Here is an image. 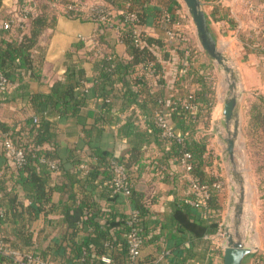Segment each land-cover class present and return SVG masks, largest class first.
<instances>
[{
    "label": "crops",
    "instance_id": "0c3cea01",
    "mask_svg": "<svg viewBox=\"0 0 264 264\" xmlns=\"http://www.w3.org/2000/svg\"><path fill=\"white\" fill-rule=\"evenodd\" d=\"M17 1L1 0L0 39L12 36V32L4 29V25H7L4 19L8 13L17 16ZM199 1L217 50L226 58L227 65L232 68L239 81L236 115L233 118L238 119V128L242 130L246 119L242 105L246 96L260 94L264 98V59L255 51L246 49L238 35L249 32L264 45V0ZM114 2L121 6L118 8ZM114 2L108 4L99 1L113 18V24L104 31V39L111 47L103 44L102 50H112L118 56H123L126 46L117 39L115 17L121 10L136 2L147 5L152 10L149 14L143 15L142 12L136 11L139 19L138 29L164 42L162 47L154 45L151 49L160 63L159 71L149 67L146 74L151 91H154L152 101L157 102V106L165 112L168 123L179 133L178 123L169 119L171 104L183 99L188 93L199 90L205 84L206 74L209 73L214 89V103L207 119L201 118L199 114L197 122H192L193 135L197 139L206 135L205 153L209 163L204 165V171L207 175L223 180L227 177L229 168L234 174V160H230L226 151L227 130L233 123L231 120L227 123L223 114L227 90L225 95L219 98L215 84V66H218V63L202 49L195 29L191 28L180 9L176 8L171 0ZM57 9L60 10L59 7ZM19 19L24 17L17 16L16 20ZM96 27L93 21L68 18L59 13L54 27L44 30L39 41L42 50L39 76L30 77L28 73L22 72L21 80L4 89L0 88V123L14 130L28 126L33 122V118L38 117L30 102V94L48 92L55 81L71 82L74 79L69 77L68 69L75 72L81 70L79 89L84 88L87 93L84 105L73 115L59 116L53 111L45 114V118L50 122L51 140L44 143L43 148L55 149L59 159L63 161V170L55 168L51 173V181H66L64 173H67L72 181V184H68L71 185L77 202L85 196L90 200V196L95 195L96 204L101 210L127 215L135 210L134 203L127 195L119 193L107 199L103 176L98 174L93 179L95 186L92 189L90 179H84L82 174L88 167L101 169L103 160L121 163L127 158L135 159L136 166L130 169L131 187L145 199H153L149 205L150 213L145 218V240L139 260L153 261L154 264H222L221 246L224 240L218 237V228L213 233L196 237L188 231H181L172 220V213L177 208L191 207L198 218H203L207 210L194 201L196 199L189 188L188 173L168 153V146L163 143L157 129L145 121L142 109L134 103L127 109L120 108L122 97L121 92L117 90L119 83L115 84L116 97L111 100L112 107L104 109V101L98 95L99 91L93 88L96 75L94 59L85 54L93 45L92 36L95 35ZM80 38H83L84 47L77 49L73 45ZM186 39L195 43L197 60L189 61V50L185 47ZM38 51L39 49H36L35 53ZM201 62L206 66L201 67ZM190 69L194 71L190 72ZM193 112L197 113V109L194 108ZM235 139L236 137L234 143ZM14 171V163L0 148V239L5 244L2 255H10L14 260L20 261L23 256L45 253L54 263H58L59 255L54 254V248L66 242L62 238L66 228L62 205L68 193L54 192L52 199L58 202L59 206L47 214L40 213L28 220L21 237L16 233V223L9 214L4 213L11 196H15V199L22 203L28 201V193L25 190L19 185L12 187L11 177ZM221 183V187L216 191L220 208L218 219L222 216L224 202V182ZM233 218L235 222L240 217H236L234 212ZM86 234V230L77 231L73 241L80 242ZM121 248L119 245L117 251H108L96 256V259L100 264H108L109 260L103 261L102 257L112 258ZM250 248L251 252L243 257L241 264H257L255 255L264 250V245ZM122 257L126 260V254H122ZM0 264H4V261Z\"/></svg>",
    "mask_w": 264,
    "mask_h": 264
},
{
    "label": "trees",
    "instance_id": "16d2710c",
    "mask_svg": "<svg viewBox=\"0 0 264 264\" xmlns=\"http://www.w3.org/2000/svg\"><path fill=\"white\" fill-rule=\"evenodd\" d=\"M99 1L108 4L114 2V0H18L15 12L18 17H24V19L16 20L17 16L12 15V13H8L4 19V23L7 24L4 25V29L12 32V36H9L8 39H0V73L6 78V82L0 85V88L4 89L11 83L21 80L20 74L22 72L28 73L30 77L39 76L42 60L39 41L44 30L54 27L59 13L68 18L90 20L96 23L95 35L92 36L93 45L85 51V54L94 59L96 75L94 76L93 88L99 91L98 95L104 101V109L108 110L112 107L111 100L116 97L115 84L119 83L117 90L121 92L122 97L120 108L127 109L131 103L140 107L145 121L157 129L163 143L168 146V153L178 163L183 152L190 154L188 160L191 168L187 172L189 179L192 176L196 177L198 182L209 186L210 192L204 201L196 197L193 198L199 202L202 201L207 212L203 218H198L191 207L177 208L172 213V220L181 231H188L192 236L201 237L204 234L213 233L218 228V223L212 216L219 214L220 208L217 202V190L211 188L210 184L217 178L207 175L204 171V165L209 163L205 153L207 150L206 135H202L199 139L194 138V125L192 123L197 122L199 114L201 118L207 119L209 117L210 109L214 103L212 79L207 73L205 84L199 90L188 93L191 95L188 99L194 106L192 109L183 106L181 100L171 104L172 110L168 116L170 121L178 123L180 129L178 134L182 136V141L177 142L173 138L163 137L161 129L155 123V113L159 112L166 120L167 116L159 108L160 106H157V102L152 101L154 91H151L146 74L149 67H152L154 71L160 70V63L156 60L151 49L154 45L162 47L164 42L162 39L147 35L138 29L139 19L136 13V11H140L143 15H147L152 10L144 3L136 2L116 15L114 25L117 30V39L126 46L125 54L118 56L112 50L106 52L102 50L103 44L108 48L111 47L104 39V31L113 24V18L99 4ZM171 2L176 8H180L179 0H171ZM114 4L118 8L121 6L115 2ZM58 7L60 10L57 9ZM131 15H134V19H128ZM238 36L246 49L255 51L264 59V45L255 36L249 32H244ZM186 40L185 47L189 50V61L197 60L195 43L191 39ZM73 46L77 49L83 48V38H80ZM36 49H39L38 53H35ZM200 65L201 67L206 66L203 62ZM193 71L190 69V72ZM68 75L74 80L71 82L55 81L48 92L30 94V102L38 113L36 121L30 122L28 126H21L18 130L0 123V138H9L14 147L22 152V160L19 163H15L10 157L15 165V171L11 177L12 187L19 185L28 193L26 203L17 201L15 196H11L4 208V213L10 215L13 222L16 223V233L23 237L24 226L28 220L37 217L40 213L47 214L59 206V203L52 199L53 193L56 191L67 192L62 205V213L66 223L62 238L66 242L65 244L60 243L54 248V254L59 255V262L54 263L45 253H37V255L42 260L53 264H100L96 256L111 250L117 251L118 246L121 245L122 248L119 253L112 258L110 257L108 264H136L127 258L125 234L129 228L130 214L101 210L96 204L95 195H91L90 200L85 196L83 200L80 199L77 202L74 193H72V187L68 184H72V181H70L67 173H64L66 181H51V173L54 169L50 167L49 162H54L56 168L63 170V161L59 159L55 149L43 148V144L51 140L50 122L45 118V114L53 111L59 116L73 115L84 105L87 99L85 89H79L81 70L75 72L73 69H68ZM249 96L252 100L249 102L248 109L245 110L247 119H245L242 129L245 137L256 133L257 128L264 126V98L260 94ZM194 108L197 109V113L193 112ZM172 128L174 129V127ZM0 148L1 152L7 155L3 145L0 144ZM115 163L117 162L103 160L101 169H97V167L95 169L94 166L88 167L82 174L84 179H90L92 189L95 186L93 179L101 174L107 199L120 193L114 190L112 185L113 165ZM120 164L124 167L125 181L129 190L127 196L135 205L140 234L144 242L145 218L150 213L149 205L153 199H145L140 192L131 187L130 173L132 170L130 169L136 166L135 159L127 158L122 160ZM259 176L257 191L261 199H264V175ZM82 190L84 189L82 188ZM79 230H86L87 234L83 240L75 242L73 236ZM2 253L0 252V262L4 261V264H21L27 258L23 256L18 261L10 255H2ZM122 254H126V260ZM218 254H220L219 248ZM255 259L257 264H264V250L258 252Z\"/></svg>",
    "mask_w": 264,
    "mask_h": 264
},
{
    "label": "rangeland",
    "instance_id": "374dc122",
    "mask_svg": "<svg viewBox=\"0 0 264 264\" xmlns=\"http://www.w3.org/2000/svg\"><path fill=\"white\" fill-rule=\"evenodd\" d=\"M179 3L183 17L189 22L191 28L195 29L184 2L179 0ZM217 65L215 66V84L219 98L225 95L230 82H234L233 92L237 96V86H240L237 76L233 72L225 73L222 66ZM251 100L252 98L247 95L242 105L244 112L248 109ZM231 128L232 126H230ZM248 137H245L242 130L238 128L233 149L234 174L229 168L227 177L223 180L219 179L220 184L222 181L224 182L222 186L224 198L222 216L218 219L217 214L212 218L218 223V237L222 240L225 241L226 232H228L235 239H240L246 246L262 247L264 245V199H261L258 194L257 180L258 175H260L259 177L264 175V126L257 128L256 133H252ZM241 188L243 192L242 211L238 223H235L233 205L238 200Z\"/></svg>",
    "mask_w": 264,
    "mask_h": 264
},
{
    "label": "built area",
    "instance_id": "2783aa9c",
    "mask_svg": "<svg viewBox=\"0 0 264 264\" xmlns=\"http://www.w3.org/2000/svg\"><path fill=\"white\" fill-rule=\"evenodd\" d=\"M128 19H134V15H131ZM264 21V16H263ZM137 42H140L137 40ZM6 82V78L4 75L0 73V85L4 84ZM191 95L188 94L183 99H181V104L185 107H188L192 109L194 106L190 103L189 97ZM33 121H36V118H33ZM155 123L156 125L161 129V135L166 138H173L177 142L182 141V136L171 127V125L168 123L166 118L162 116L159 112L155 113ZM0 144L3 145L5 148L6 154L11 157L15 163H19L22 160V152L20 149H16L13 145V143L9 140V138H0ZM190 154L188 152H183L180 159L179 164L181 167L188 172L191 168V164L189 163ZM49 165L52 169H55V163L49 162ZM113 171L114 175L112 177V185L114 187V190L119 191L120 193L127 195L129 190L126 185L125 181V173H124V167L120 163H115L113 165ZM211 188H214L215 190H218L221 186L219 180H214L210 184ZM189 188L191 193L194 197L197 199H200L204 201L208 198L210 192H209V186L205 183H200L196 179V177L192 176L189 179ZM196 204L203 205V202H199V200H194ZM128 231L125 234V241H126V247H127V258L130 262L136 263V264H154L153 261L150 262H144L139 261L140 257V250L143 244V237L140 234V227H139V221L137 217V211L134 210L130 213V218L128 219ZM5 251V244L0 239V252ZM103 261H108L109 259L107 257H102ZM21 264H53L52 262L44 261L42 260L38 255L31 254L28 255L24 262Z\"/></svg>",
    "mask_w": 264,
    "mask_h": 264
},
{
    "label": "water",
    "instance_id": "95a60500",
    "mask_svg": "<svg viewBox=\"0 0 264 264\" xmlns=\"http://www.w3.org/2000/svg\"><path fill=\"white\" fill-rule=\"evenodd\" d=\"M187 7V10L191 16V19L195 26L196 35L202 49L211 57L216 63L222 66L225 73L232 72V69L227 65L226 58L220 51L217 50L215 41L210 34V31L206 24V19L203 10L201 9V3L199 0H182ZM235 84L230 82L227 87L226 99L223 103V114L227 123L231 120L232 128L230 126L227 130L226 137V151L230 160L233 158L234 138L236 137L238 130V119L233 118L236 115L237 96L234 94ZM242 188L239 191L238 200L234 206V212L236 217H240L242 211ZM239 220L235 221L238 223ZM222 251V264H241L243 257L251 252V248L241 242L240 239H235L231 234L226 232L224 244L221 246Z\"/></svg>",
    "mask_w": 264,
    "mask_h": 264
}]
</instances>
